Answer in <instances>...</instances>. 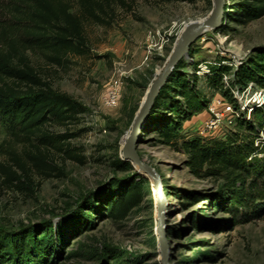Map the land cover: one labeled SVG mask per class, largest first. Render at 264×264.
<instances>
[{
  "label": "rangeland",
  "instance_id": "1",
  "mask_svg": "<svg viewBox=\"0 0 264 264\" xmlns=\"http://www.w3.org/2000/svg\"><path fill=\"white\" fill-rule=\"evenodd\" d=\"M213 7V0H135L131 10L117 9L111 27L86 26L90 46L86 56L55 64L42 54H30L31 66L42 82L85 107L73 128L80 132L75 142L84 148L88 161L85 165L65 163L61 178L40 183L35 178L31 192L1 186L2 228L18 231L28 227L43 236L42 226L50 223L51 237L58 243L59 229H67L64 222L80 213L89 227L66 235L57 264H161L157 196L149 177L143 175L147 182L142 204L125 219L108 218L103 210L111 183L125 182L138 172L124 159L123 148L153 79L172 53L183 27L207 18ZM154 29H159L161 36L151 43L148 33ZM258 47H264V17L247 25L223 22L220 30L207 31L193 44L196 53L192 58L203 62L199 65V86L207 94L208 104L216 97H226L221 91L209 90L205 66L222 59L235 66ZM115 82L120 83V96L111 106L105 96ZM243 97L246 103L250 99L248 94ZM208 115L207 105L183 125L182 134L215 137L201 131ZM235 128V124L224 126L217 137ZM5 135L0 123V144ZM15 150L25 158L22 149ZM137 152L161 180L169 264H264V219L233 226L228 214L213 209L208 200L195 204L184 200L185 192L206 193L214 183L196 178L186 166V156L163 144L155 134L140 137ZM118 161L128 162L133 170L115 166ZM0 162L7 160L0 156ZM83 196L86 198L81 200ZM85 202L97 209L85 207Z\"/></svg>",
  "mask_w": 264,
  "mask_h": 264
},
{
  "label": "trees",
  "instance_id": "2",
  "mask_svg": "<svg viewBox=\"0 0 264 264\" xmlns=\"http://www.w3.org/2000/svg\"><path fill=\"white\" fill-rule=\"evenodd\" d=\"M134 2L0 0V123L6 130L0 156L7 160L0 162V187L31 192L35 178L38 183L61 178L65 163H87L84 148L75 142L80 132L73 128L85 107L42 82L29 56L39 53L55 64L86 56L90 49L86 26L111 27L117 9L131 10ZM263 17L264 0H228L224 6V22L247 25ZM192 48L190 57L178 62L161 88L140 137L155 134L163 144L186 156V166L196 178L213 181L206 193L185 192L183 198L188 203L208 200L213 209L228 214L233 226L264 219V100L251 104L250 111L240 110L235 103L240 111L236 128L222 138L182 134L183 125L209 102L199 86V65L203 62L192 58L196 53ZM205 67L209 90L221 91L231 101L232 88L243 92L252 85L251 91H264V47L256 48L235 66L222 59ZM16 147L22 149L25 158ZM127 163L113 164L133 170ZM146 182L140 172L125 182H112L104 215L125 219L142 204ZM64 223L67 229H59L58 243L51 237L50 223L42 226L43 236L28 227L8 231L0 226V264H57L66 235L89 227L80 213Z\"/></svg>",
  "mask_w": 264,
  "mask_h": 264
},
{
  "label": "water",
  "instance_id": "3",
  "mask_svg": "<svg viewBox=\"0 0 264 264\" xmlns=\"http://www.w3.org/2000/svg\"><path fill=\"white\" fill-rule=\"evenodd\" d=\"M226 2L227 0H213L214 7L211 14L207 18L203 20L191 21L183 27L172 53L153 79L150 89L148 90L135 118L131 133L128 136L123 148L124 159L133 163L137 167L138 172L149 177L154 185L157 196V233L161 264H169V250L164 229V195L161 189V180L159 175L150 165L141 159L137 152L140 142L141 129L161 88L166 83L178 62L181 59L188 57L191 46L198 39L202 38L207 31L219 30L222 27L224 22V6Z\"/></svg>",
  "mask_w": 264,
  "mask_h": 264
},
{
  "label": "built area",
  "instance_id": "4",
  "mask_svg": "<svg viewBox=\"0 0 264 264\" xmlns=\"http://www.w3.org/2000/svg\"><path fill=\"white\" fill-rule=\"evenodd\" d=\"M161 36V31L159 29L151 30L148 33V41L153 43L157 37ZM206 68V67H205ZM227 80V77H225ZM252 85H249L246 90L240 92L236 88L231 89L232 97L234 101L223 97H216L208 104V118L204 121L202 125V134L211 135L217 137L219 131L224 126H232L235 124L237 118L240 115V111L237 110L235 103L239 105L240 110L247 109L251 110L249 107L251 104H258L264 100V91H251ZM250 95L249 101L247 103L244 99V95ZM120 96V83L115 82L111 84L107 90L105 96V102L108 105H116ZM249 114V113H248ZM223 137L226 133H222Z\"/></svg>",
  "mask_w": 264,
  "mask_h": 264
},
{
  "label": "bare ground",
  "instance_id": "5",
  "mask_svg": "<svg viewBox=\"0 0 264 264\" xmlns=\"http://www.w3.org/2000/svg\"><path fill=\"white\" fill-rule=\"evenodd\" d=\"M164 214V213H163Z\"/></svg>",
  "mask_w": 264,
  "mask_h": 264
}]
</instances>
